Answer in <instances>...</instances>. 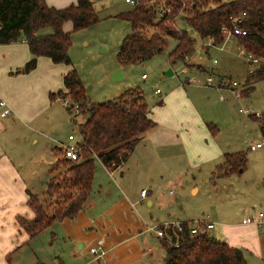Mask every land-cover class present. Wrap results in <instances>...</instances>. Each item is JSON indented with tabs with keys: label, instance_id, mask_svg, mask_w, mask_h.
<instances>
[{
	"label": "crops",
	"instance_id": "crops-1",
	"mask_svg": "<svg viewBox=\"0 0 264 264\" xmlns=\"http://www.w3.org/2000/svg\"><path fill=\"white\" fill-rule=\"evenodd\" d=\"M76 1L47 0L59 7ZM72 27V20L64 23L65 30ZM31 57L32 51L24 39L0 44V96L6 98L12 108L9 114L0 115V264H163L167 247L163 236L153 228L174 219L153 213L151 208L156 199L148 185L169 177L173 163L185 156L186 149L193 155L200 147L203 155L199 154V161L223 157L215 162L217 169L211 176L215 177L220 171H224L221 177L231 176L223 184L229 190L233 184L232 196L241 201L227 217L217 214L218 221L214 220L216 224L211 228L215 232L209 233L213 238L243 248L250 264L264 262V228L252 221L258 210H264V165L259 166L255 174L244 177L242 173L248 164L240 171L227 172L221 168L225 153L230 150L222 149L217 133L214 135L191 108L186 114L181 113L182 109L174 113L170 124L149 107V115L157 124L139 138L127 160L111 171L99 158L101 166L96 167L85 206L75 216L55 220L31 237L20 225L18 215L34 217L35 211L28 203L30 192L41 198V187L43 192L48 191L51 180V159L45 156L46 147L41 141L45 128L35 120L41 109L55 100L51 99L50 92L66 89L64 73L71 67L40 55L35 68L18 71ZM185 92L187 95V88ZM58 100L65 103L61 96L56 98ZM257 119L261 125L262 119ZM47 146H53V142L48 141ZM238 150L247 151L243 147L232 151ZM144 187L149 191L146 198L141 194ZM193 189L198 191L199 187ZM100 243L106 249L103 256H97L93 250Z\"/></svg>",
	"mask_w": 264,
	"mask_h": 264
},
{
	"label": "trees",
	"instance_id": "trees-1",
	"mask_svg": "<svg viewBox=\"0 0 264 264\" xmlns=\"http://www.w3.org/2000/svg\"><path fill=\"white\" fill-rule=\"evenodd\" d=\"M172 2L174 11L181 8L183 17L201 39L211 40L212 44L222 43L226 37L224 26L232 27L234 18L246 11L240 24L247 29V33L236 34L235 37L239 45L260 56L264 63V0ZM94 3V0H77L59 7L49 4L47 0H0V44L24 39L32 51V57L18 71L27 72L35 68L40 55L70 65V69L64 73L66 89L51 91L50 97L53 100L68 94L72 99L70 104L74 106L78 103V112L86 113L85 120L80 124V157L74 160L62 155L59 160V163L68 165L71 173L64 180L67 192L61 194L57 201L59 205L51 208L49 201L43 202L37 194L30 192L28 203L35 211L34 217L18 215L20 225L31 237L38 235L55 220L75 216L85 206L92 191L96 156L106 165L116 161L115 167H118L127 160L139 138L157 124L149 115V103L140 88L127 89L119 97L102 102L89 98L87 87L70 55L72 33L65 30L64 23L72 20L73 30H77L97 22L100 16ZM157 15L155 8L145 3L119 13V16L131 22L132 27L118 50L122 64L141 62L163 51L169 36L178 41L169 51L173 62L185 61L196 50L197 39L188 29L177 28L166 17L158 18ZM46 27L52 30L43 31ZM152 27L155 31L150 33ZM259 70L258 74L264 73L263 64ZM253 88L251 85L247 91L251 92ZM212 124L209 126L216 132ZM261 128L264 132V120H261ZM58 148L62 153V146ZM248 160L247 151H228L220 166L227 172L240 171L246 168ZM53 178L49 182V193L55 184ZM193 220H184L182 230L170 227V235L163 236L167 247L163 264H250L243 248L213 238L209 232L193 233L190 228Z\"/></svg>",
	"mask_w": 264,
	"mask_h": 264
},
{
	"label": "rangeland",
	"instance_id": "rangeland-1",
	"mask_svg": "<svg viewBox=\"0 0 264 264\" xmlns=\"http://www.w3.org/2000/svg\"><path fill=\"white\" fill-rule=\"evenodd\" d=\"M94 2L100 19L92 25L77 30H73L72 27L69 30L72 33L69 52L87 87L89 98L92 101L102 102L119 97L127 89L140 88L145 94L150 110L156 112L155 114L161 119L168 120L170 124L174 113L182 109L181 113L185 111L186 114L188 108H191L204 121V125L205 123L208 126L210 123L215 125L216 132L213 130V134L217 133V141L223 150L232 151L243 147L248 151V167L242 175L244 177L255 174L258 167L264 165V146L251 148V144L264 135L260 121L257 119L264 120V73L258 74L259 69L256 74L250 72L252 63L250 64L239 53L237 37L231 42L228 41L223 48L216 47L225 44L224 41L214 44L215 46L212 45L211 40L204 41L181 16L173 25L188 29L197 39L196 51L186 57L185 61L173 62L170 58L169 51L178 41L177 38L169 36L168 44L163 51L141 62L122 64L118 50L132 27L131 22L119 16V13L134 5L127 0H94ZM51 30L50 27H46L43 31ZM154 31V27L150 28V33ZM215 58L218 59L217 62ZM262 64L264 65L263 61L260 62V67ZM186 65L190 67L189 72L183 71ZM191 66L201 72L196 68L191 69ZM119 67H122L124 76L114 79V72ZM169 69L173 70L170 74L167 73ZM215 70L240 80L241 85L245 87L243 90L246 96L237 98L231 88H221L217 83L208 84L206 79L210 73H217ZM143 73L148 77L144 78ZM189 75L195 76L198 80L189 83L187 81ZM251 83L255 85V89L248 95L250 90L247 89L251 87ZM157 88L161 91L158 92ZM63 99H69L72 103L68 94ZM161 102L164 106H161ZM241 107L251 113L241 112ZM254 112L262 113V117L255 114L253 116L256 118L252 117ZM85 116L86 113H79L75 106L69 108L63 100L55 99L41 109L39 117L35 120L41 122V128H45L42 131L41 141L45 144L44 148L46 147L45 156L51 159L50 178L54 176L55 181L50 193L47 189L43 192L41 187L40 199L43 202L49 201L51 208L57 207L61 194L67 192L64 180L66 181V177L71 175L68 165L59 163L63 151L59 152L58 147L63 143H73L82 139L80 124ZM70 134H74V141L70 139ZM48 141L53 142V146L48 147ZM202 150L200 147L192 155L186 149L185 156H181L180 160L183 162L173 163L169 177L157 179L155 183L148 185L156 199L155 206L151 208L154 214L161 218L182 221L200 217L218 221L217 214L227 217L228 213L240 204L241 201L232 196V192L235 191L233 184L230 190L223 184V181L229 180L231 176L221 177L220 174L224 171L216 173L215 177L211 176L212 171L217 169L215 162H220L223 157L219 156L215 161L209 159L203 162L204 158L199 161V154L203 155ZM95 160L96 165L101 166L99 157L96 156ZM194 186H198L199 190L193 189ZM218 187L221 189L219 190ZM209 231L213 234L215 229Z\"/></svg>",
	"mask_w": 264,
	"mask_h": 264
},
{
	"label": "built area",
	"instance_id": "built-area-1",
	"mask_svg": "<svg viewBox=\"0 0 264 264\" xmlns=\"http://www.w3.org/2000/svg\"><path fill=\"white\" fill-rule=\"evenodd\" d=\"M130 3H132L134 6H136L139 3H145L148 7H153L157 11L158 18L166 17V20L174 23L178 20L181 16L183 17L182 9L179 8L178 11L175 10L174 3L172 0H127ZM246 14V11L242 13V15H239L238 17L234 18V25L232 27L224 26L223 30L226 33V37L224 40L225 44H222L221 47L223 48L228 41H233V38L236 34H245L247 33V29L243 27L240 22L243 20V16ZM211 42V41H210ZM239 53L247 59L250 64L252 63V66H250V72L256 73V71L260 68V62L262 61V58L255 54L254 52L248 51L244 46L239 45ZM215 61H218L217 58H215ZM190 67L186 65L183 68L184 72H189ZM143 76L146 77L147 74L143 73ZM198 79L195 76L189 75L187 77V81H197ZM206 82L208 84H215L217 83L219 87H228L231 88L234 92V95L237 98H240L244 95V86L241 85L240 80L237 78L232 77L229 74L224 73H210L206 79ZM157 91H160V88H157ZM66 104H70V100H65ZM73 106V104H71ZM76 107V110L79 111V104L76 103L74 105ZM240 110L244 113H251L248 109L241 107ZM12 111V108L7 101L6 98L3 96H0V115H7ZM252 114L258 115L259 117H262V113L254 112ZM70 139L75 140L74 134H70ZM264 146V135L261 137V139L257 140L256 142L251 144L252 149H257L259 147ZM63 150V156L71 158V159H78L80 157V145L79 140L76 142L71 143H63L62 145ZM117 165L116 161H112L110 165H107L108 168L112 169ZM120 166V165H119ZM118 166V167H119ZM172 191V190H171ZM142 198H146L149 194L148 188L144 187L141 190ZM252 221L256 223L259 227L264 228V210L260 209L257 211V213L252 217ZM215 221L209 218H198L194 219L190 223L191 231L195 234L199 233H206L209 232L211 228L215 226ZM173 228L174 230H182L184 225L182 220H173V221H167L163 223V226L159 225L156 227H152L160 236H169L168 229ZM94 252L97 256H103L106 253V249L103 247L102 243H100L98 246H95L93 248Z\"/></svg>",
	"mask_w": 264,
	"mask_h": 264
},
{
	"label": "water",
	"instance_id": "water-1",
	"mask_svg": "<svg viewBox=\"0 0 264 264\" xmlns=\"http://www.w3.org/2000/svg\"><path fill=\"white\" fill-rule=\"evenodd\" d=\"M172 72V69H169L167 71V73H171ZM124 76V73H123V70H122V67H119V69H117L115 72H114V79H120L121 77Z\"/></svg>",
	"mask_w": 264,
	"mask_h": 264
}]
</instances>
